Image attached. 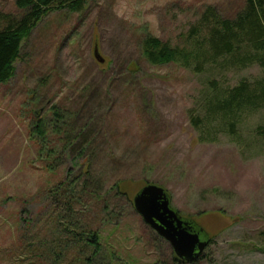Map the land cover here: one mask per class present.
Here are the masks:
<instances>
[{
    "label": "rangeland",
    "instance_id": "obj_1",
    "mask_svg": "<svg viewBox=\"0 0 264 264\" xmlns=\"http://www.w3.org/2000/svg\"><path fill=\"white\" fill-rule=\"evenodd\" d=\"M245 2L89 0L82 12L54 11L40 23L24 44L15 76L0 84V264H37L25 259L22 249L13 254L20 235L16 219L21 209L26 219H48L49 207L34 197L71 164L65 157L58 168L47 170L30 137L35 116L50 114L54 105L72 110L87 102L79 126L94 122L96 106H102L105 118L93 181L103 180L108 212L119 220L118 226L116 221L101 225L116 257L112 264H264V141L258 132L264 119L249 118L236 139L225 132L217 142H200L188 110L213 73L197 74L174 63L152 65L141 57L139 45L153 35L187 49L189 32L208 7L231 18ZM0 13L24 12L16 0H0ZM96 45L105 63L94 57ZM261 74L253 65L214 77L236 85ZM89 84L99 87L96 105L79 97ZM58 143L59 136L48 141L50 148ZM121 178L132 199L149 183L166 188L172 206L211 238L202 258L175 261L170 243L135 208L123 203L117 213L113 184ZM89 206L104 215L96 202Z\"/></svg>",
    "mask_w": 264,
    "mask_h": 264
},
{
    "label": "trees",
    "instance_id": "obj_2",
    "mask_svg": "<svg viewBox=\"0 0 264 264\" xmlns=\"http://www.w3.org/2000/svg\"><path fill=\"white\" fill-rule=\"evenodd\" d=\"M88 1L16 0L17 7L24 12L22 15L14 17L0 13V84H6L15 76L16 63L22 57L25 42L50 13L58 10L79 13ZM188 37L190 47L181 49L153 35H145L139 43L141 57L155 66L180 64L197 74L210 70L213 77L188 110L190 123L199 132L200 142H217L225 132L236 139L240 135V125L249 118L258 115L264 119V0H246L243 8L231 18L221 16L215 7H208L192 26ZM253 65L262 70L261 76L253 80L243 78L236 85H231L214 77H224ZM98 90V85L89 84L79 97L94 103L93 97ZM87 103L80 108L77 104L72 110L54 105L50 114L35 116V123L30 128V137L39 147L41 161L47 170L58 168L65 157L71 163L58 181L41 188L38 197H34L42 199L45 207H49L48 219H26L21 216L23 209L16 219L19 244L16 249L13 246L12 251L17 250L13 253L16 255L22 249L25 259L30 262L101 264V259L106 258H110V264L115 261L111 247L107 246L109 242L102 238L101 225L116 221L118 226L119 220L108 212L103 180L93 181V167L96 166L105 118L99 109L102 106H96L93 128L88 125L91 122L79 126V118L82 119L79 115ZM258 132L263 136V142L264 123L259 125ZM51 136L60 138V143L54 148L48 145ZM125 182V178H121L113 184L117 213H120L118 210L123 203L135 208L131 194L123 188ZM91 201L104 208L101 218L89 206ZM89 213L97 217L92 218ZM117 213L114 214L116 217ZM174 260L184 262L175 255Z\"/></svg>",
    "mask_w": 264,
    "mask_h": 264
},
{
    "label": "water",
    "instance_id": "obj_3",
    "mask_svg": "<svg viewBox=\"0 0 264 264\" xmlns=\"http://www.w3.org/2000/svg\"><path fill=\"white\" fill-rule=\"evenodd\" d=\"M94 57L99 63H105L98 45L94 48ZM133 203L144 222L170 243L180 260L195 262L208 247V233L172 206L171 196L163 186L154 183L143 186Z\"/></svg>",
    "mask_w": 264,
    "mask_h": 264
}]
</instances>
